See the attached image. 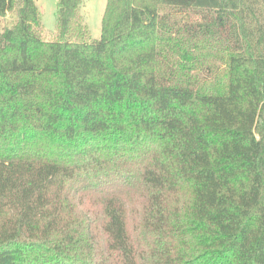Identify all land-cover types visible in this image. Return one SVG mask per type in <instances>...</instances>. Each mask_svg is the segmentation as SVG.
Segmentation results:
<instances>
[{"label":"trees","instance_id":"16d2710c","mask_svg":"<svg viewBox=\"0 0 264 264\" xmlns=\"http://www.w3.org/2000/svg\"><path fill=\"white\" fill-rule=\"evenodd\" d=\"M82 2L0 0V264H264V0Z\"/></svg>","mask_w":264,"mask_h":264},{"label":"rangeland","instance_id":"374dc122","mask_svg":"<svg viewBox=\"0 0 264 264\" xmlns=\"http://www.w3.org/2000/svg\"><path fill=\"white\" fill-rule=\"evenodd\" d=\"M41 15L39 32L44 40L54 41L58 34L59 0H35ZM107 5V0H83L80 7L82 22L90 31L89 41L100 39L102 20ZM13 14L0 17V28L12 23Z\"/></svg>","mask_w":264,"mask_h":264}]
</instances>
